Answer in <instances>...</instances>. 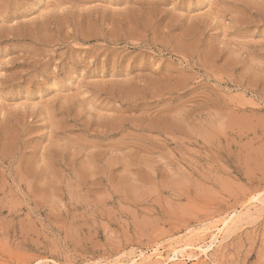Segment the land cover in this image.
<instances>
[{"label":"rangeland","instance_id":"374dc122","mask_svg":"<svg viewBox=\"0 0 264 264\" xmlns=\"http://www.w3.org/2000/svg\"><path fill=\"white\" fill-rule=\"evenodd\" d=\"M257 192L264 0H0V264H264Z\"/></svg>","mask_w":264,"mask_h":264},{"label":"bare ground","instance_id":"6f19581e","mask_svg":"<svg viewBox=\"0 0 264 264\" xmlns=\"http://www.w3.org/2000/svg\"><path fill=\"white\" fill-rule=\"evenodd\" d=\"M251 201H253V203H252L253 205L254 204L255 205H258V204L264 205L263 195L261 193H258V192L256 195H254L252 197V199L249 202H251ZM250 211H251V209H250ZM232 212H233V213H231L232 215L228 214L229 217L223 219L219 224H217L213 228V230L211 229L212 230V239L210 237V239H211L210 242H205L206 239L205 240L198 239L196 241H186V242L181 243V244H177V245L175 244V246L171 249V252L166 257H164L163 253L160 251L159 248H156L148 256H146V253L140 252L141 253L140 255L133 256L131 259H129L128 262H124V259L123 260H117L116 259L117 261L113 264H140L141 261H143L146 258H150L151 260L155 258V264H168V263L183 264V263H186L187 259H190L192 261L196 260V259L198 260L199 255H208L209 254V252L213 249L216 241L221 236H223V234H225L232 227H236L242 223L243 219H242L241 215H239L238 212H235V213H234V211H232ZM245 217H247V216H245ZM191 252H195V254L191 255Z\"/></svg>","mask_w":264,"mask_h":264}]
</instances>
